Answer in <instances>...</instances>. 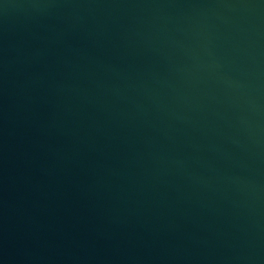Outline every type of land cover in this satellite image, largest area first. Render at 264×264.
<instances>
[{"label": "water", "instance_id": "1", "mask_svg": "<svg viewBox=\"0 0 264 264\" xmlns=\"http://www.w3.org/2000/svg\"><path fill=\"white\" fill-rule=\"evenodd\" d=\"M0 264H264V0H0Z\"/></svg>", "mask_w": 264, "mask_h": 264}]
</instances>
